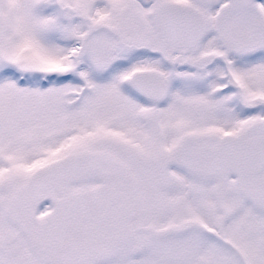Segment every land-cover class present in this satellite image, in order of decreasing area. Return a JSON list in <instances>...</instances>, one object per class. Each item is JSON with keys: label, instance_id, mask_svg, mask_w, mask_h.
I'll use <instances>...</instances> for the list:
<instances>
[{"label": "snow or ice", "instance_id": "obj_1", "mask_svg": "<svg viewBox=\"0 0 264 264\" xmlns=\"http://www.w3.org/2000/svg\"><path fill=\"white\" fill-rule=\"evenodd\" d=\"M0 264H264V0H0Z\"/></svg>", "mask_w": 264, "mask_h": 264}]
</instances>
